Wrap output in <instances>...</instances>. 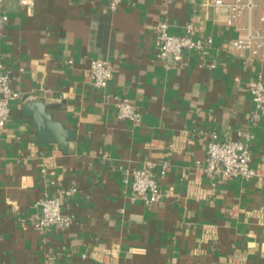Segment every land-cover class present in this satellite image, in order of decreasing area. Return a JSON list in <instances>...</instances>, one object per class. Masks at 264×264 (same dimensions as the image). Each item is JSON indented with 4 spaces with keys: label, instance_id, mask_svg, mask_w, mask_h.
Listing matches in <instances>:
<instances>
[{
    "label": "crops",
    "instance_id": "obj_1",
    "mask_svg": "<svg viewBox=\"0 0 264 264\" xmlns=\"http://www.w3.org/2000/svg\"><path fill=\"white\" fill-rule=\"evenodd\" d=\"M124 1L111 12L105 0H34L30 8L5 0L0 61L21 99L0 132V264H264V117L248 84L264 62H246L224 47L259 26V6L228 25L230 11L207 0ZM213 43L185 51L183 66L156 57L155 26ZM110 63L106 89L90 79V61ZM72 61V64H68ZM215 64V68L211 65ZM43 100L54 121L76 133L65 153L35 141L38 129L22 108ZM126 98L141 121H121L116 98ZM248 133L251 180L212 186L202 172L209 139ZM151 161L165 198L131 201L125 171ZM166 164L165 174H161ZM45 167L55 187L40 170ZM75 187L62 201L74 216L67 230L39 233L33 221L47 192Z\"/></svg>",
    "mask_w": 264,
    "mask_h": 264
},
{
    "label": "built area",
    "instance_id": "obj_2",
    "mask_svg": "<svg viewBox=\"0 0 264 264\" xmlns=\"http://www.w3.org/2000/svg\"><path fill=\"white\" fill-rule=\"evenodd\" d=\"M124 1L137 3L148 0H105L111 12H116ZM4 2L5 0H0V28H3L8 21L3 9ZM18 2L27 8L34 5V0H18ZM171 2L169 0V3ZM206 4L216 8L229 9L228 25H233L234 21L245 11L257 8L256 4L247 0H207ZM258 8L260 10L259 26L246 30L245 33L229 41L223 49L246 62H264V3ZM185 30L184 36L170 34L168 19L160 21L155 26L156 57L160 61L170 60L174 66H183L185 65L183 56L185 51L202 52L213 43L211 38L196 37V27L193 22L187 23ZM67 63L72 64V61ZM211 67L215 68V64ZM113 74V68L109 62L101 59L90 61L89 75L96 89H106L113 78ZM248 91L255 105L252 119L256 121L259 117H264V81L261 74L249 82ZM21 96L22 94L13 87V78L10 72L0 61V132L11 118L12 104L21 99ZM116 100L119 120L133 123L141 121L139 109L131 104L128 99L121 97L116 98ZM202 135L207 137L209 141L204 165L201 168L212 186H216L220 181L251 180L259 176L258 171L251 166L252 154L248 143V133L239 132L236 140H221L217 133L203 132ZM156 167V164L147 161L146 166L142 169L131 172L125 171L126 184H129L128 177H132L130 183L132 202L138 201L149 206L157 204L165 198L157 180ZM166 167V164L162 165V175L165 174ZM40 174L49 188L55 187L56 181L45 167L41 168ZM76 192L75 187L68 190H56L54 195H49L47 192L37 203L40 213L33 221V228L39 233H45L52 228L69 229L74 221V216L63 214L62 201L64 197L74 195Z\"/></svg>",
    "mask_w": 264,
    "mask_h": 264
},
{
    "label": "water",
    "instance_id": "obj_3",
    "mask_svg": "<svg viewBox=\"0 0 264 264\" xmlns=\"http://www.w3.org/2000/svg\"><path fill=\"white\" fill-rule=\"evenodd\" d=\"M24 97L25 105L22 108L26 118L32 119L33 125L38 129L35 139L38 143H53L65 153L68 151L69 143L74 142L76 133L67 130L65 125L54 121L53 116L48 113L49 108L43 100L27 101Z\"/></svg>",
    "mask_w": 264,
    "mask_h": 264
}]
</instances>
